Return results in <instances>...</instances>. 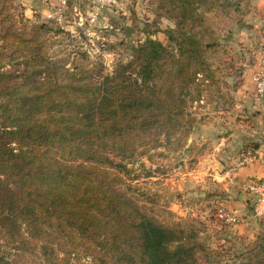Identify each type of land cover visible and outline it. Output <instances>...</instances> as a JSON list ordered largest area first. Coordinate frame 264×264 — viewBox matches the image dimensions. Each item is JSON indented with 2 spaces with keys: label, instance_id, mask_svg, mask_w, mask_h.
<instances>
[{
  "label": "trees",
  "instance_id": "obj_1",
  "mask_svg": "<svg viewBox=\"0 0 264 264\" xmlns=\"http://www.w3.org/2000/svg\"><path fill=\"white\" fill-rule=\"evenodd\" d=\"M14 1L0 0V264H203L192 230L117 190L111 155L186 142L215 78L207 15L239 4L161 0L175 49L148 38L108 75L82 55L68 67L72 54L57 58L43 25H20Z\"/></svg>",
  "mask_w": 264,
  "mask_h": 264
},
{
  "label": "rangeland",
  "instance_id": "obj_2",
  "mask_svg": "<svg viewBox=\"0 0 264 264\" xmlns=\"http://www.w3.org/2000/svg\"><path fill=\"white\" fill-rule=\"evenodd\" d=\"M233 1L239 5L217 8L207 15L203 35L205 41L215 44L208 53L215 78L214 84L202 87V101L191 109L194 124L186 142L177 141L178 137L170 143L162 139L159 148L146 155L139 151L123 161L111 155L116 165L111 171L122 180L117 190L161 222L184 227L185 234L192 230L190 236L195 235V240L206 248L205 255L199 256L203 264H216L212 228L216 226L217 208L226 202L221 200L217 204L216 192L227 194L223 188L227 183L216 179V160L209 157L208 143L188 140L200 127L207 126L209 129L204 132L208 134L216 124H225L224 120L245 121L247 115L257 112L251 78L264 58V0ZM121 2L116 9L104 10L99 20L91 24L88 16L95 0H70L63 23L68 31L49 17L57 7V0H15V17L20 25H43V33L56 41L51 50L57 58L72 54L68 67L82 55L90 62L102 64L108 75L128 64L134 49L148 38L175 49L167 37V32L175 29V23L163 11L161 0ZM252 147L259 145L251 142L244 149ZM224 166L222 175L229 165ZM252 216L255 218L254 212ZM261 219L256 217L254 221L264 224ZM259 238L264 244V238ZM248 253L253 256L247 257L249 264H264V245L254 244ZM82 264H94V260L84 258Z\"/></svg>",
  "mask_w": 264,
  "mask_h": 264
},
{
  "label": "crops",
  "instance_id": "obj_3",
  "mask_svg": "<svg viewBox=\"0 0 264 264\" xmlns=\"http://www.w3.org/2000/svg\"><path fill=\"white\" fill-rule=\"evenodd\" d=\"M251 83L254 99L258 105L257 112L247 115L248 120L245 121L233 123L230 119H228L229 121L224 120L225 124L224 122L216 124V128L212 127L214 129L208 134L204 132V129H209L207 126L200 127L201 129H197L194 136L188 140L189 143L195 141L199 144L202 140L208 143L210 146L207 151L209 157L216 160V179L219 177L222 180L221 173L225 168L224 164L228 166L235 162L245 150L244 148L251 142L259 145L257 149L264 156V101L256 99L252 78ZM263 177L264 165H253L241 170L232 185L226 184L223 186L224 191L228 192L227 194L216 192L217 204L221 203V200H225V204L231 209L242 217H247V219H244L243 224L233 228L222 226L217 223L219 221L216 218V226L211 227L216 238V264H249L250 258L247 257L253 256L252 253L248 252L253 249L254 244H261L263 247L264 244L261 243L259 237L264 238V224H256L257 221H254L257 217L256 215L255 218L252 216L255 198L246 190L249 184L257 183ZM216 186L218 185L216 184ZM183 210L187 211L188 209L183 207ZM261 220L264 221V218Z\"/></svg>",
  "mask_w": 264,
  "mask_h": 264
},
{
  "label": "built area",
  "instance_id": "obj_4",
  "mask_svg": "<svg viewBox=\"0 0 264 264\" xmlns=\"http://www.w3.org/2000/svg\"><path fill=\"white\" fill-rule=\"evenodd\" d=\"M70 0H57V7L54 9L50 18H54L56 24L62 29L64 27L65 11L68 8ZM121 0H95V6L89 13L88 20L90 23H95L99 20L102 12L106 9H116L121 5ZM68 31V30H67ZM252 81L255 88V96L258 101H264V58L261 59L258 69L252 76ZM264 165V156L258 149L252 147L245 149L239 158L230 164L223 173L222 181L229 185L234 183L235 177L241 170L251 167L253 165ZM247 192L255 198L254 213L259 218H264V177L257 183H251L246 188ZM217 220L222 226L233 228L244 223L243 217L235 210L231 209L225 203H222L217 208Z\"/></svg>",
  "mask_w": 264,
  "mask_h": 264
},
{
  "label": "water",
  "instance_id": "obj_5",
  "mask_svg": "<svg viewBox=\"0 0 264 264\" xmlns=\"http://www.w3.org/2000/svg\"><path fill=\"white\" fill-rule=\"evenodd\" d=\"M130 35V29H127V36Z\"/></svg>",
  "mask_w": 264,
  "mask_h": 264
}]
</instances>
